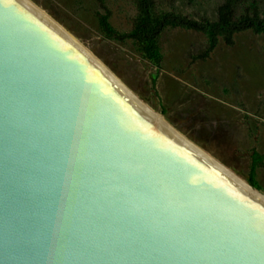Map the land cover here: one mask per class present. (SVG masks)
Returning <instances> with one entry per match:
<instances>
[{"label":"water","instance_id":"water-1","mask_svg":"<svg viewBox=\"0 0 264 264\" xmlns=\"http://www.w3.org/2000/svg\"><path fill=\"white\" fill-rule=\"evenodd\" d=\"M23 1L57 32L0 0V264H264V195L184 149Z\"/></svg>","mask_w":264,"mask_h":264},{"label":"rangeland","instance_id":"rangeland-1","mask_svg":"<svg viewBox=\"0 0 264 264\" xmlns=\"http://www.w3.org/2000/svg\"><path fill=\"white\" fill-rule=\"evenodd\" d=\"M29 1L81 44L146 109L160 114L180 135L246 183L252 152L262 155L254 167L252 187L264 195V32L245 28L233 33L230 43L218 36L208 49L202 32L165 26L156 37L160 60L155 65L135 43L122 38L136 16L132 0ZM154 2L158 11L186 23L214 22L217 8L224 4L233 19L253 5L264 20V0ZM96 13L107 14L113 34L107 36L100 29Z\"/></svg>","mask_w":264,"mask_h":264},{"label":"trees","instance_id":"trees-1","mask_svg":"<svg viewBox=\"0 0 264 264\" xmlns=\"http://www.w3.org/2000/svg\"><path fill=\"white\" fill-rule=\"evenodd\" d=\"M240 1V0H232ZM134 3L136 16L133 20L130 30L122 35L130 39L137 45V49L143 53L144 57L157 65L160 60L159 48L156 43V37L165 26L188 27L200 31L205 35L208 49L212 48L218 36H223L225 41L230 43V37L233 33L242 29H251L254 33L264 32V20L258 17L254 6L251 5L250 11H245L243 15L236 19L232 18L228 4L217 8V20L214 22L203 21L201 23L188 22L169 13L161 12L156 9L154 0H132ZM97 22L100 29L107 35L113 34V29L107 21V14L96 13ZM250 171L247 176V182L251 186L255 185L253 171L256 163L260 162L262 155L252 152Z\"/></svg>","mask_w":264,"mask_h":264},{"label":"bare ground","instance_id":"bare-ground-1","mask_svg":"<svg viewBox=\"0 0 264 264\" xmlns=\"http://www.w3.org/2000/svg\"><path fill=\"white\" fill-rule=\"evenodd\" d=\"M22 6H25V8L33 15L35 16L38 20H41L42 24H45L47 26H49L51 29H53L55 32H57V30L52 26L53 24L51 23V21L46 17H40L41 15L37 13L36 8L32 7L30 4L29 7L28 4L23 1V0H17ZM61 30V29H60ZM63 36H65L66 38H68L69 41L73 40L71 35L66 33L65 31L61 30ZM74 42V41H73ZM85 54V52H83ZM84 57L87 55H83ZM89 57H87L92 64H97L96 61L98 62V71L99 73L105 77V79H108L110 82L112 83V86H115V88L123 95L127 96V100L132 103L140 112H142L149 120H152L154 122H158V118H161L160 116L157 118L156 115L154 114V112H150L148 109H146V105H142L139 102L136 101V99H134L133 95H131L128 92V89L118 80L115 78V76H113L108 70H106L104 68V66H102V64L96 60L93 59L89 54ZM96 60V61H95ZM91 62H86L92 69H93V65L91 64ZM101 66H100V65ZM162 119V118H161ZM163 123V122H162ZM163 127V126H162ZM161 127V128H162ZM166 128L163 127L162 129L169 135H172L177 141H179L178 143L182 144V146H184V149H186L188 152H190L191 154H194L199 160H201L202 162H204L206 165H208L209 167H211L213 170H217L218 173L220 175H222L223 177H225L227 180H229L230 182H232L233 184H235L237 187H239L240 189H242L244 192H246L247 194H250L251 192L249 191L248 187L245 185L244 181L242 179H240L239 177H237L234 173H232L231 171H229L226 167H224L223 165H221L215 158H213L212 156H210L207 152H205L204 150H202L200 147H198L197 145H193V143H189V141H187V139H185L182 135H180L178 132H176L172 127ZM170 130V131H169ZM208 156H207V155ZM215 170V171H216ZM249 191V192H248ZM254 199H256L258 202H260L261 204L264 205V201L258 198V195L253 196Z\"/></svg>","mask_w":264,"mask_h":264}]
</instances>
